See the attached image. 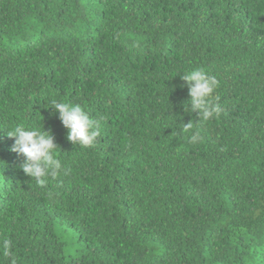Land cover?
<instances>
[{
	"label": "trees",
	"instance_id": "obj_1",
	"mask_svg": "<svg viewBox=\"0 0 264 264\" xmlns=\"http://www.w3.org/2000/svg\"><path fill=\"white\" fill-rule=\"evenodd\" d=\"M193 69L218 81L208 121L184 110ZM53 99L101 120L94 145ZM17 123L51 131L69 173L37 185L0 130V264H264V0H0Z\"/></svg>",
	"mask_w": 264,
	"mask_h": 264
},
{
	"label": "clouds",
	"instance_id": "obj_2",
	"mask_svg": "<svg viewBox=\"0 0 264 264\" xmlns=\"http://www.w3.org/2000/svg\"><path fill=\"white\" fill-rule=\"evenodd\" d=\"M186 82L191 100L185 102L184 110L189 113H198L203 121L214 118L219 107L213 102V94L218 87L215 77L209 75L202 69H193L182 75ZM50 109L59 114V119L68 129L67 139L74 145L89 147L94 145L101 135L102 122L91 116L85 107L79 103H73L63 99H53ZM185 131L192 128V122L184 124ZM7 129V136L14 138L12 151L22 155L25 159L20 165L23 172L32 178L37 185L45 186L49 178L67 176L69 169L62 164L57 155L60 148L51 131L37 126L17 123ZM199 134L190 136V143H197ZM12 241L3 239L0 241V249L8 253ZM14 264V262H13Z\"/></svg>",
	"mask_w": 264,
	"mask_h": 264
}]
</instances>
